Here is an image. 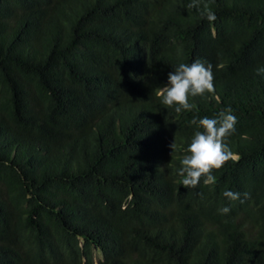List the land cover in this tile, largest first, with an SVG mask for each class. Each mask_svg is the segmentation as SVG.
<instances>
[{
	"label": "trees",
	"instance_id": "16d2710c",
	"mask_svg": "<svg viewBox=\"0 0 264 264\" xmlns=\"http://www.w3.org/2000/svg\"><path fill=\"white\" fill-rule=\"evenodd\" d=\"M190 4L0 0V264H264V0ZM196 60L215 91L176 113ZM229 106L236 159L185 188L191 121Z\"/></svg>",
	"mask_w": 264,
	"mask_h": 264
},
{
	"label": "clouds",
	"instance_id": "9594fccd",
	"mask_svg": "<svg viewBox=\"0 0 264 264\" xmlns=\"http://www.w3.org/2000/svg\"><path fill=\"white\" fill-rule=\"evenodd\" d=\"M189 7H196L200 11L201 18L209 22L215 21V14L208 5L200 10V0H192ZM257 74H264V68L257 70ZM214 76L212 66L196 60L191 64L181 63L174 71L168 73L167 85L159 88L157 95L166 108H173L176 113L191 110L189 97L204 96L206 93L215 91L213 84ZM192 124L197 126L193 138L187 147V155L181 161L178 175L184 177L182 185L187 188H196L204 177V183L214 182L212 171L222 168L229 160L236 157L226 143L228 137L235 132L237 118L233 115V109L229 106L220 111L215 118L204 117L193 119ZM174 152L176 145H169ZM224 197L231 201L240 200L241 196L246 199L247 193L225 191ZM226 215L230 212L229 207L219 209Z\"/></svg>",
	"mask_w": 264,
	"mask_h": 264
},
{
	"label": "rangeland",
	"instance_id": "374dc122",
	"mask_svg": "<svg viewBox=\"0 0 264 264\" xmlns=\"http://www.w3.org/2000/svg\"><path fill=\"white\" fill-rule=\"evenodd\" d=\"M103 255L100 252V250H98L97 248L94 250V260L95 263L97 264L101 259H102Z\"/></svg>",
	"mask_w": 264,
	"mask_h": 264
}]
</instances>
